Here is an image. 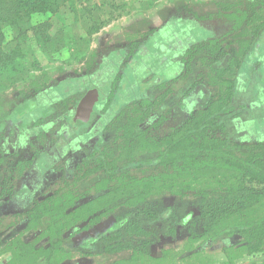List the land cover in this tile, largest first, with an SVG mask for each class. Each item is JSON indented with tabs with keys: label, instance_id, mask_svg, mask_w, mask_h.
I'll use <instances>...</instances> for the list:
<instances>
[{
	"label": "trees",
	"instance_id": "obj_1",
	"mask_svg": "<svg viewBox=\"0 0 264 264\" xmlns=\"http://www.w3.org/2000/svg\"><path fill=\"white\" fill-rule=\"evenodd\" d=\"M64 1L68 0H0V41L5 33L2 31V24L11 26L15 33L14 40L11 41L14 46L8 45L7 49L23 56L26 51L23 43L28 36H48L44 31L42 33L45 34L42 35L39 30L35 31V27L28 21L34 15L55 12L59 9V3ZM70 2L76 20L74 28L80 27L81 21L82 28H86L88 35L101 31L105 22L98 21L97 17L102 13L96 12L103 9L96 0ZM76 4L79 8L75 7ZM107 4L105 1L100 3ZM124 4L121 3L120 6ZM252 11L253 15L250 16ZM102 12L104 14L105 11ZM136 14L140 19L131 25V29L140 32L148 27L151 18L144 11H137ZM205 14L199 17L191 11L182 14L184 20L211 19L219 22L217 28L212 27L216 32L206 33V38L197 36L196 42H192L187 51L180 54L178 61L183 68L177 65L174 72L168 74L169 71L161 65L166 74L157 76L155 65L140 77L136 87H133L136 76L131 70L129 77L123 79L124 86L128 87L126 92L118 85V78L121 76L117 73L113 76L112 90L105 99L117 101L106 105L111 107L112 120L107 124L102 142L67 172L69 182L66 181L63 186L71 189L63 199L55 201L53 193L37 203L33 212L37 218H47L52 226L47 227L50 233L44 231L50 238L48 247L36 248V251L46 255L47 264H54V261L71 252H79L80 256L62 264H91L96 256L105 254L115 256L117 262L156 259L155 256L167 245L184 239L186 242L205 240L211 247H238L246 249L249 254L261 252L262 256L246 264H264V74L255 69L257 57L253 56L256 47H264V0H212L207 5ZM256 19L260 20V24L248 29L246 24ZM155 30H150L143 39L129 41L122 53L125 52V56L129 58H139L140 55H135V52L142 43H146V48L151 46L153 35L150 34ZM235 33L236 36H242L241 42L237 43L235 37L236 42H230V36ZM214 35L215 37L208 38ZM44 40L39 39L38 42L45 51L44 42L49 37ZM232 44L238 45V53L232 52ZM52 50L57 48L53 47L50 51ZM122 53H112L111 62L116 61L115 65L125 64L124 59L119 62ZM93 60L95 59L87 60L86 69L79 77L90 73ZM129 64L131 67L135 65L134 62L133 65ZM3 66L6 65L0 64L1 69ZM62 68L57 67L56 70ZM208 69L214 71V80L218 84L216 89L210 82L207 83L205 72ZM47 73L42 70L40 74L33 73L31 76L42 77L47 76ZM70 80H58L42 88L36 87L31 96L28 95L23 103L17 105L12 104L9 93L0 95V142L3 137L5 140L0 144V188L5 190L4 187L10 180L9 176H5L8 169L3 164L11 165L13 160L17 163V168H22L30 163L20 151L9 149H17L18 140L15 135L20 132L10 131V141L7 144L8 137L4 133L11 128L8 126L9 122L21 119L25 128L34 126L31 131H24L23 144L36 147L47 136L35 128L43 126L47 129L48 121L47 116L40 118L41 114L36 116L33 112L38 101L37 93L45 90L43 93L47 94L54 90L55 96L59 97L55 93L57 89L64 92L63 89L66 88L74 94L76 89L72 87L70 90ZM172 84L176 88H172ZM197 85L201 86L204 97L195 107H190L187 98ZM248 93L253 95L251 102L246 100ZM136 107L142 111L136 121L138 130L141 131L139 137L152 140L156 149H143L139 156L115 161V149L106 148L116 140L117 119L124 116L127 108L133 111ZM14 123L15 121L11 124ZM123 123V126H127L124 121ZM158 126L156 135H149V131ZM5 144L8 149H3ZM85 166H90L94 178L99 180L120 174L125 177L126 174L127 183L121 187H108V193L121 208L112 211H106L100 205L95 208L94 202L100 199H96L97 196L93 198V190L87 185L77 183ZM142 167L151 169L144 179H140L138 173ZM20 172L21 169H17L15 178L19 179ZM190 176H208L210 180L198 184L187 180ZM12 182L11 179L10 183ZM60 190L61 188L55 193L58 195ZM169 195L175 196L176 200L167 197ZM87 196L92 198L83 203L79 201ZM87 206L95 209L87 211L86 219L89 223L81 227L80 231L91 229L101 222L104 224H99L96 230L92 229L93 233L84 238L82 243H76L73 236L76 235L77 224L72 221L79 215H84L79 213L87 209ZM42 207L50 211L48 216L45 217L40 212ZM52 209L60 210L61 213L55 214ZM109 217L113 220L107 222ZM195 250L193 247L189 248L184 256ZM224 264L239 263L229 260Z\"/></svg>",
	"mask_w": 264,
	"mask_h": 264
},
{
	"label": "rangeland",
	"instance_id": "obj_2",
	"mask_svg": "<svg viewBox=\"0 0 264 264\" xmlns=\"http://www.w3.org/2000/svg\"><path fill=\"white\" fill-rule=\"evenodd\" d=\"M75 1V0H73ZM103 10H98L96 12H101V16L97 17L98 21H104V27L101 28V31L98 33H94L88 35L86 28H82L83 23L80 21V27L74 28L75 19L74 13L71 11L72 2L70 0L64 1L63 3H59L58 10L55 12L45 14H37L34 15L33 18L28 21V23L35 27V31L39 30L40 34L48 33V36L42 35L37 37L35 34H31L28 36L26 41L23 43V47L25 54L19 55L18 53H14L12 50H8V45L14 46V43L11 42L14 40V31L12 27H6L2 24L3 34L0 41V64L6 65L3 68H0V95L2 93H9L12 97V104L17 105L19 103L24 102V98L28 95L34 93L36 87H45L49 83H54L58 80H66L67 78L79 77L82 75L83 71H85L87 66V60H93V67L91 69L100 68L98 70L97 76L99 74H103L106 69H103V65L100 67V63L107 60V58H112V53H122V49L125 48V45L129 44V41L136 39H143L149 33L150 30L156 29L150 35L156 34L160 27L169 19L174 17L182 16V14L191 11V13L199 15H204L207 11V5L212 0H177L179 3H174L168 0H96ZM101 1H105L108 3L107 5H100ZM152 1V2H151ZM165 2V3H164ZM112 3H117L118 5L113 6ZM121 3H125L121 5ZM149 3H153L149 5ZM77 8H79L78 4H76ZM102 11H105L104 14ZM137 11H144L148 17H150L148 27H144L143 31L134 32L131 29V25H134L139 21L140 18L137 17ZM206 15V14H205ZM253 15V11L250 16ZM190 17V16H189ZM138 18V19H137ZM193 19H198L196 17H190ZM199 20V19H198ZM260 24V20H254L250 24H246L248 29H253L254 25ZM14 28V25H13ZM75 29V31L73 29ZM146 29V30H145ZM220 29V28H219ZM44 31L45 33H42ZM137 33V34H136ZM39 34V35H40ZM237 33L230 36L231 43L237 41H242V36H236ZM259 35V33H258ZM39 39H46L49 37V40H46L45 43L46 50L42 48L39 44ZM147 37V36H146ZM236 38V41L234 40ZM264 39V34H263ZM3 40V42H2ZM233 40V42H232ZM45 41V40H44ZM264 41V40H263ZM53 47L57 50L50 51ZM152 47V46H150ZM232 49L235 53H238V45L235 46L232 44ZM264 48V47H263ZM262 48V49H263ZM260 49V55H264V49ZM212 49L206 51H211ZM236 50V51H235ZM238 51V52H237ZM122 53L121 62L123 59L126 62L125 64H121L118 66L117 74L121 77L124 75L125 77H129V73L131 69H128L129 63L131 62L129 57L125 56ZM108 58V59H109ZM255 69L257 71H261L264 74V57L258 60ZM259 61V62H258ZM95 63V64H94ZM104 63V62H103ZM115 63L110 61V65ZM254 64V65H255ZM156 65V63H155ZM40 67V68H39ZM57 67L62 69L56 70ZM235 69V67H233ZM42 70H46L47 76L42 77H34L32 78L33 73L40 74ZM157 76H164L166 72L162 70L160 67L156 68ZM206 70V69H205ZM174 70L168 74H172ZM123 76V77H124ZM207 83L210 82L211 86L215 89L218 87L217 81L214 80V71L208 69L205 72ZM122 78H118V85L121 86ZM126 85V84H125ZM179 86V84L177 83ZM123 88L126 87L124 84ZM172 88H176V85L172 84ZM201 86L197 85L195 89L191 92L192 94L188 96V105L190 107H195L198 102L204 97L203 90L200 89ZM24 92H20L21 90ZM122 89V88H121ZM205 91V90H204ZM252 93H248L246 96V100L252 101ZM116 98V97H115ZM116 100V99H115ZM119 104V103H118ZM122 106V105H121ZM134 113V114H133ZM133 114V115H132ZM142 111L138 110L137 107L132 111V109L127 108L124 116L122 118H118L116 126L117 136L115 135V142L111 143L106 149H115L116 151V160H122V158L127 159L129 156H139L143 149H150V151H154L156 149L154 142L152 140H143L141 139L140 132L138 130V126L136 121L141 116ZM15 121L14 125L18 124L21 119L12 120ZM127 126H123L124 123ZM9 122L8 126H11ZM61 121H58L55 125L53 121H47V128L60 132L61 128L67 129V119L65 120L64 126H62ZM116 124V123H115ZM157 128H153L149 131V135L154 136L157 133ZM84 142L86 140H83ZM12 142V141H11ZM76 144V143H75ZM73 144L74 149L78 148ZM98 143H96V146ZM3 149H8V147H3ZM133 149V150H132ZM112 159V158H111ZM16 160V159H14ZM113 160V159H112ZM15 162L12 160V163ZM2 166H7V172L11 170H15L13 164H3ZM65 162H61L57 168V180L54 184L50 185L48 189L43 191L41 200H45L47 197L52 195L55 201L65 196L71 188L65 187L63 185L66 184L67 180V171H66ZM19 169V168H17ZM16 169V170H17ZM141 172L138 173L141 176L140 179H144L148 171L151 169L142 167ZM5 172V176H9L10 180H13L12 175H9ZM126 174L125 177L120 175L110 176L104 179L94 178V174H92V169L89 166H85V169L82 171L80 178L77 180V183L85 184L89 188L93 190L92 194H94L96 200L94 205H100L106 211H112L113 209L121 208L114 201L113 196L108 193V187L111 185L121 187L122 184L127 183ZM187 180L191 182H195L198 184H203L207 182L209 179L208 176H203L200 178L189 177ZM15 183L17 180L14 179ZM69 182V181H68ZM62 186V187H61ZM60 193L57 195L55 193L58 189ZM123 196V195H122ZM176 200L175 196L169 195L167 196ZM92 197H82L79 201L81 203L89 200ZM122 198V197H121ZM40 201V200H39ZM138 200H136L137 202ZM98 203V204H97ZM95 208L87 206V209H83L81 213L84 215H79L75 220L73 219L72 223L80 225L81 227L86 226L89 223L87 218V211H94ZM55 214L61 213L60 210L52 209ZM262 211H264V205L262 207ZM40 212L46 216L50 213L47 211V208L42 207ZM51 216H49L50 220ZM0 264H47V257L45 254H42L39 251H36V248H47L49 239L46 232L50 233L47 229L50 226L47 218H37L33 215V217H29L24 213H16L7 218V216H1L0 219ZM112 217L107 218L108 221H112ZM71 223V224H72ZM104 224V222H103ZM56 225H53V227ZM52 227V226H50ZM91 229L80 232L73 236V240L76 243L83 242V239L91 234ZM200 241L186 242L185 239L182 241H178L174 244L167 245L165 249L155 256L156 259L144 258L142 260H136L133 262H117L115 260V256L99 255L95 257V260L91 262V264H224L229 260H235L236 263L246 264L252 259L258 258L262 256V253H247L246 249L232 247V248H223L224 246L211 247L208 243ZM195 248V252L184 256V253L188 252L189 248ZM80 256L79 252H71L68 256L63 255L59 260L54 261V264H62L63 262L73 261L77 257ZM123 259V258H119ZM118 260V259H117Z\"/></svg>",
	"mask_w": 264,
	"mask_h": 264
},
{
	"label": "flooded vegetation",
	"instance_id": "obj_3",
	"mask_svg": "<svg viewBox=\"0 0 264 264\" xmlns=\"http://www.w3.org/2000/svg\"><path fill=\"white\" fill-rule=\"evenodd\" d=\"M182 18L183 16L167 20L156 34L153 35L152 47L149 45V48H146V43H142L138 51L135 52V55H140L139 58L135 59L132 58V56L129 58L131 61L130 63L133 65L134 62L135 64L132 67L130 64V66H128V69L131 68L133 75L135 74L136 76L133 87H136L140 77H143L145 73L155 67V63H157L156 68H161L164 65V69L170 73L177 65L183 68L182 63L178 61L180 54H184L188 46L192 42H196L198 39L197 36L206 38V33L209 34L211 33L210 31L216 32L214 28H217L219 23L217 20L211 19L189 21ZM194 31L196 33H194ZM213 37H215V35L208 36V38ZM259 50L260 49L256 47L253 51V56L257 57L258 60L264 57V55H260ZM111 59L112 58H109L103 61L104 63L102 62L103 69H106L104 75L101 73L96 78L98 70L101 69L95 68L90 71L88 75H84L83 77L75 76L67 78L71 79L69 82L70 90L74 87L77 94L75 92L72 94L71 91L69 92L66 88L63 89L64 92H62L61 89H57L55 93H58L59 97L55 96L53 93L54 90L49 91L47 94H44L45 90L43 91L44 93H37L38 101L37 104L35 103L33 109L34 114L36 116L41 114L39 116L40 118L47 116L48 122L53 121L52 125L61 121L59 123L64 126L65 120L67 119V129L63 130L62 127L60 132L56 131V129L51 132L49 128L46 129L43 126H41V128H35L40 129V131L47 136V138L38 143L36 147L32 144H23L24 131L28 130L27 132H29L34 128V126L25 128L23 120L16 125L11 124V128H8L9 131L7 130L8 132L6 131L4 133V135H7V138L10 131H20L18 135H15V139L18 140L17 149H9H11V151H20L21 155L25 156L27 158L26 160L30 163L19 168L21 169V176L19 179L15 178V173L17 172L16 162L12 163L15 170L7 172L9 175H12L13 182L10 183L11 180H8L4 187L5 190L3 187L0 188V193L2 195L0 198V219L1 216H7L8 218L16 213H24L32 218L34 215L33 212L37 208V203L39 204L41 201L43 191L48 189L50 185L54 184L58 179L56 175L59 163L62 161L65 162L66 171L69 172L72 166H76L82 162L90 151L96 149V143L102 142L107 124L112 120L110 114L111 107L106 105L117 101L115 99L105 98L111 92L113 76L118 73L117 69L120 68H118V66H121L120 63H117V65H110ZM123 76L121 77L122 83L125 78V76ZM122 85L120 88H123ZM93 89L98 91V99L93 106L92 112L88 116L86 115V111L80 108L79 103L81 99ZM126 90H128V87H124L123 91L126 92ZM64 93L66 95H64ZM3 138L1 142L5 141ZM83 140L86 141L84 142ZM8 141H10L9 137L6 140L7 144L9 143ZM1 142L0 144H2ZM73 144H75L77 148L80 146V148L74 149ZM6 146L5 144L3 147ZM14 179L17 180V183H15ZM99 224H103V222ZM99 224L91 228L92 233V229H98L100 226ZM75 230L76 234L83 232L80 231L81 226L78 224Z\"/></svg>",
	"mask_w": 264,
	"mask_h": 264
},
{
	"label": "water",
	"instance_id": "obj_4",
	"mask_svg": "<svg viewBox=\"0 0 264 264\" xmlns=\"http://www.w3.org/2000/svg\"><path fill=\"white\" fill-rule=\"evenodd\" d=\"M98 91L96 89L90 90L80 101L79 106L86 111V115H90L93 110V106L97 101ZM84 111V112H85Z\"/></svg>",
	"mask_w": 264,
	"mask_h": 264
}]
</instances>
